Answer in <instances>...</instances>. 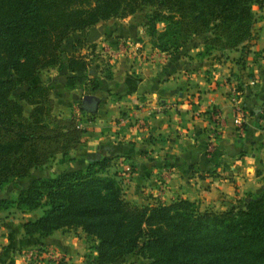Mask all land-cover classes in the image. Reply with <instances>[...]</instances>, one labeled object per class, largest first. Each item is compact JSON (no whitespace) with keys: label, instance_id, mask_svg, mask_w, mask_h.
Segmentation results:
<instances>
[{"label":"trees","instance_id":"trees-1","mask_svg":"<svg viewBox=\"0 0 264 264\" xmlns=\"http://www.w3.org/2000/svg\"><path fill=\"white\" fill-rule=\"evenodd\" d=\"M253 3L261 7L264 0H0V190L57 153L58 162L69 160V150L80 141L82 128L71 116L51 114L50 87L30 83L39 71L61 65V44L73 31L146 4L143 26L153 47L172 52L208 31L201 50L208 53L242 47L252 37ZM83 42L75 39L66 57V88L97 86L79 52ZM103 75H110L105 68ZM22 103L29 105L26 113ZM78 108L86 112L79 103ZM109 163L110 157L95 156L82 167L33 177L13 196L0 195V210L40 208L22 222L25 236L80 228L95 241L94 264L133 249L148 261L128 264H264V182L242 206L222 211L199 210L181 197L136 204L105 172Z\"/></svg>","mask_w":264,"mask_h":264},{"label":"crops","instance_id":"crops-1","mask_svg":"<svg viewBox=\"0 0 264 264\" xmlns=\"http://www.w3.org/2000/svg\"><path fill=\"white\" fill-rule=\"evenodd\" d=\"M257 10L252 38L243 48H213L208 53H201L208 31L172 52L151 46L143 13L112 16L73 31L61 44V65L39 71L30 83L50 87L53 112L75 115L82 128L80 141L69 150V160L58 162L55 154L45 165L6 183L0 195L13 196L33 177L82 167L96 154L110 157L105 172L119 180L125 199L138 204L182 196L199 201L200 206L224 208L245 197L243 193L257 192L264 181V6ZM75 39L94 43L79 48L89 61L88 75L97 79L93 90L64 86L70 73L65 61ZM240 80L246 84L243 90L238 87ZM235 89L243 93L239 102L246 112L238 133L232 112ZM84 93L98 97L92 113L76 111ZM211 108L219 111L221 125L214 148L207 153ZM161 180L165 181L162 190ZM38 209L0 210V262L11 258L13 264H26L24 252L33 245L71 251L73 240L65 229L45 236L23 235L22 222L36 217ZM45 259L37 264H47Z\"/></svg>","mask_w":264,"mask_h":264},{"label":"rangeland","instance_id":"rangeland-1","mask_svg":"<svg viewBox=\"0 0 264 264\" xmlns=\"http://www.w3.org/2000/svg\"><path fill=\"white\" fill-rule=\"evenodd\" d=\"M262 6H264V4ZM257 7H259V6H257L256 3L255 4L253 3L251 5V10L253 11V14H254V17H255L254 18V22H255L256 18L259 16V12L257 10ZM261 7H259V8H261ZM149 10H150V6L149 5L138 4L136 9L132 13H136V15H141L142 13L144 14V13L148 12ZM254 22H253V25H254ZM156 26H157V28H161L162 24L160 22H158V23H156ZM144 33H145V31H144ZM252 33H253V26H252ZM148 40L150 42L149 36H148ZM248 41H246L244 43V45ZM63 44L64 43L62 42V46H63ZM244 45L242 47L240 45H238L235 48H231V49H238V48L241 49V48L244 47ZM91 46L93 47L94 43H89V42H85V41L82 43V47H85L86 49L90 48ZM64 47L62 48V51L65 50ZM243 51L244 50H241V53ZM88 63H89V61H88ZM106 69L107 68H105V70ZM101 72L104 73V68H103V71L101 70ZM250 84H255V83H254V81H252V82H250ZM245 85L246 84L242 83V81L240 80V82L238 84V87L240 88V90H243L245 88ZM88 86L89 85L86 83L83 87L84 88H88ZM235 90L237 91V89H235ZM17 91H18V88L13 93L15 94ZM242 94L243 93L240 92L239 89H238L237 93L235 94L237 97L235 98L234 102H232L233 103V105H232L233 122H234L235 129H236L237 133L240 132L242 130V128H244L243 114L242 113H244V114L246 113V112H242L243 105L241 104V102H239V99H240L239 95H242ZM23 106H24V109H28L29 108V105H27V104H23ZM76 106H77L76 107L77 108L76 111L79 112L78 104ZM261 108H263V110H262V113H263L264 112V105L261 106ZM52 109H53V107H52ZM25 111H24V113H25ZM51 114L54 115V116H60L58 112H56V111L53 112V110L51 111ZM207 114H208L207 118L212 123V127H210L209 132L207 134L208 136H207V141H206V146H205L206 152L208 153L209 151H211L214 148L215 143H213V140L220 133L219 128H220V125H221V117L219 115V111L217 109H215V108H211L209 111H207ZM70 116L75 120V115L71 114ZM261 124H264V114H263V120L261 121ZM49 161H51V159ZM164 183H165L164 180L159 181L158 188L160 190H162V188L165 187ZM253 193H255V192L243 193V194H245V197L236 199L237 202L233 201L235 203L228 204V206H226L224 208H216V207L213 208L212 206H209V205L208 206H200V202L199 201L197 202L196 200H192V199H189L187 197H182V196H175V197H172V198L169 197L170 199H168V201L171 200V199L177 198V197H181V198H186L188 200L193 201L194 204L197 206V208L199 210L208 209V210H211V211H222L224 209L229 208L231 205L242 206V203L244 201H246L249 198V195H251ZM160 200L164 201L166 199L163 198V199H160ZM168 201H164V202H168ZM158 203H159V201H158ZM136 204H138V203H136ZM39 212H40V209H38V213ZM65 230L69 231L68 235L71 236V238L73 240V242H71V245H72L71 246L72 247L71 251H64V250H62L60 248H57L55 246H53V248L56 249L59 253L63 254L67 259L63 260L62 258H57V257L56 258L55 257H45L46 258L45 260L48 261L47 264H94L93 261L91 260V256L95 252L92 250L91 245L95 241L90 239V238H87L84 235V233L79 228H68V229H65ZM32 247H36V248L42 249V247H46V245H33ZM25 252H27V250H25ZM38 258H40V257H38ZM41 260H42V258L39 259V261H41ZM146 261H148L147 257L142 256V254H140L138 250L133 249L132 251L122 254L120 257L116 258L114 261L109 262L107 264H128L129 262L144 263ZM0 264H13V260L11 258L10 259H6L5 258V259H3V261L0 262Z\"/></svg>","mask_w":264,"mask_h":264},{"label":"built area","instance_id":"built-area-1","mask_svg":"<svg viewBox=\"0 0 264 264\" xmlns=\"http://www.w3.org/2000/svg\"><path fill=\"white\" fill-rule=\"evenodd\" d=\"M24 256L26 264H36L38 263L39 259L43 257H57L62 258L63 260L67 259L63 254L59 253L56 249H54L53 246L42 247V249L30 247L27 249V252H24Z\"/></svg>","mask_w":264,"mask_h":264},{"label":"water","instance_id":"water-1","mask_svg":"<svg viewBox=\"0 0 264 264\" xmlns=\"http://www.w3.org/2000/svg\"><path fill=\"white\" fill-rule=\"evenodd\" d=\"M97 103L98 97L95 94L84 93L81 95L79 107L88 113H92L95 111ZM95 156H98V154H96Z\"/></svg>","mask_w":264,"mask_h":264}]
</instances>
